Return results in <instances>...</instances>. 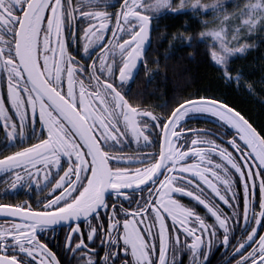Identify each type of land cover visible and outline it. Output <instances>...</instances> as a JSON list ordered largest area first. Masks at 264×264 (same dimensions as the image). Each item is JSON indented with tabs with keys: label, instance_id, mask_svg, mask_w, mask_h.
Here are the masks:
<instances>
[{
	"label": "snow or ice",
	"instance_id": "6c2138e0",
	"mask_svg": "<svg viewBox=\"0 0 264 264\" xmlns=\"http://www.w3.org/2000/svg\"><path fill=\"white\" fill-rule=\"evenodd\" d=\"M226 2L0 0V174L10 189H48L35 207L0 203V264H61L41 239L58 226L81 264H207L213 245L234 264H264V126L198 92L157 113L125 87L146 68L152 14L185 8L213 13L198 43L241 87L229 60L264 29V0ZM132 144L151 150L122 151Z\"/></svg>",
	"mask_w": 264,
	"mask_h": 264
},
{
	"label": "trees",
	"instance_id": "16d2710c",
	"mask_svg": "<svg viewBox=\"0 0 264 264\" xmlns=\"http://www.w3.org/2000/svg\"><path fill=\"white\" fill-rule=\"evenodd\" d=\"M211 2L201 0V3ZM242 2L227 0L224 7L233 11L235 5ZM179 3L180 0H172V7ZM212 19L210 11L206 15H197L189 8L175 14L165 10L152 19V42L155 47L147 52L144 67L150 70L151 84L149 87L145 86V82L141 84L139 90L144 96H140V100L142 103L149 101L156 112H166L173 106V103L168 106V102H173L174 97L198 92L220 99L259 130L264 126V29H257L248 35L244 42L250 47L229 60L233 72L241 74L242 86L237 88L226 83L220 70L209 62L205 54L206 44L198 43V34L205 28L202 21ZM181 34L191 36L190 44L174 39ZM244 85H251V90Z\"/></svg>",
	"mask_w": 264,
	"mask_h": 264
},
{
	"label": "flooded vegetation",
	"instance_id": "af4514ba",
	"mask_svg": "<svg viewBox=\"0 0 264 264\" xmlns=\"http://www.w3.org/2000/svg\"><path fill=\"white\" fill-rule=\"evenodd\" d=\"M109 11L112 9L109 8ZM153 17H156V15H153ZM151 25V30H150V43L146 47V53H145V59L147 52L150 50L151 47H155V45L152 42V33H153V20L151 19L150 22ZM98 51V50H97ZM93 55H96V53H93ZM147 62V61H146ZM147 64V63H146ZM144 64L141 63L138 65L137 70H136V75L135 78L131 81L129 85H125V87L128 89V97L132 100L133 103H138L142 107H147L150 109H156L155 107L150 106L149 101H145L142 103L140 100V96H144L143 93L140 92L139 88L141 87V84L144 82L146 83L145 86L149 87L150 83V70L144 68ZM146 70V71H145ZM143 80V82H142ZM140 93V94H139ZM146 94V91H145ZM147 94L149 92L147 91ZM147 96V95H145ZM173 102H168V106H171ZM166 108V107H165ZM156 112V111H155ZM164 111H158L157 113H163ZM187 127L192 128H210L214 129L217 133H223L225 129H222L218 127L216 124L212 123L211 120H200V121H195V120H190L187 122ZM231 134V133H229ZM3 136V133L0 132V137ZM211 139H214L215 137H209ZM219 142V141H217ZM158 144L156 145V148L158 150ZM151 149H140L138 148L135 144H132L130 147L123 148L122 151L128 154H135L140 151H150ZM9 180V184H10ZM8 189V191H5ZM210 192V190H208ZM48 192V189L45 188L43 191H37L36 188L29 187L27 184H22L18 186L16 189H10L8 184L5 183V178L3 174H0V203H20V202H28L33 204L35 207V201L37 200L38 197L44 196ZM258 195V192H257ZM187 201V198L185 199V202ZM43 203V201H41ZM201 214L203 215V209L202 207L199 209ZM8 219H0V224L6 223ZM209 223H211V219H209ZM83 227V224L81 225ZM264 231V229H261ZM70 231L69 228L67 227H56L54 231H49L47 233V236L44 237L42 236L41 239L45 240L46 243L49 244V247L53 249V251L57 252L58 258L61 259V264H81L79 260H77L75 257H72L69 259L68 256L64 255L63 252V247L62 245L64 244L65 241V233ZM100 242L99 238H97L96 243L98 244ZM75 243V240L73 241ZM95 245H93L94 247ZM231 251V249H230ZM223 249L222 248H217L212 250L209 253L208 261L207 264H225V261H227V264H234L233 260H228V255L229 253H225L222 255ZM80 253H77V256H79ZM188 256L185 255L183 257L184 264H187L188 262ZM238 259V257H236Z\"/></svg>",
	"mask_w": 264,
	"mask_h": 264
},
{
	"label": "rangeland",
	"instance_id": "374dc122",
	"mask_svg": "<svg viewBox=\"0 0 264 264\" xmlns=\"http://www.w3.org/2000/svg\"><path fill=\"white\" fill-rule=\"evenodd\" d=\"M143 2H144V3H151V0H143ZM170 4L172 5V0H170ZM165 10H167V9H165ZM165 10H161V11L158 12V13H153L152 15H158V14L164 12ZM5 91H6V89H5ZM2 224H4L5 226H7L6 223H2ZM214 249H217L215 245H213L212 250H214Z\"/></svg>",
	"mask_w": 264,
	"mask_h": 264
},
{
	"label": "water",
	"instance_id": "95a60500",
	"mask_svg": "<svg viewBox=\"0 0 264 264\" xmlns=\"http://www.w3.org/2000/svg\"><path fill=\"white\" fill-rule=\"evenodd\" d=\"M150 30H151V25H150ZM0 219H6V217H4L3 215H0ZM7 219H10V218H7ZM58 227H63V226H58Z\"/></svg>",
	"mask_w": 264,
	"mask_h": 264
}]
</instances>
